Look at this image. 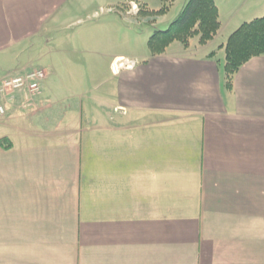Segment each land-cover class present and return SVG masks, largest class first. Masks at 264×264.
<instances>
[{"label":"crops","instance_id":"1","mask_svg":"<svg viewBox=\"0 0 264 264\" xmlns=\"http://www.w3.org/2000/svg\"><path fill=\"white\" fill-rule=\"evenodd\" d=\"M138 1L98 9L125 22L135 12L121 5ZM215 1L212 41L120 55L110 76L72 71L91 63L76 57L61 71L52 49L0 56V78L46 72L40 93L15 92L0 118V264H264V55L228 88L225 48L210 55L230 36ZM96 2L0 0V51L48 47Z\"/></svg>","mask_w":264,"mask_h":264},{"label":"rangeland","instance_id":"2","mask_svg":"<svg viewBox=\"0 0 264 264\" xmlns=\"http://www.w3.org/2000/svg\"><path fill=\"white\" fill-rule=\"evenodd\" d=\"M103 1L104 0H98L99 3H93L91 8L87 7L83 12L72 16V18L68 22L60 26L58 32H56L55 30L52 31L50 35L53 41L49 44L48 47H38L33 49L24 46L26 48H15L14 50L13 48H11L8 52L0 51V56L7 53H10L11 56H13L14 52L18 51L16 52L18 57L17 60L25 61L28 59L29 54L39 56L41 54L44 55L45 53L54 50V56L56 55V57H59L60 61L66 60L69 67L70 63L67 58L70 57H76L81 61H91V63H85V65H83V63L79 64L77 62H73L71 64L73 69L71 68V70L74 72L77 71L84 73L85 71H88L90 69L98 73H104L106 76H110L115 69H118L119 62L121 60H124L118 59V56L124 55V58L139 59L142 56L148 54L150 55L151 52L148 46L149 38L152 36L156 29H167L170 24H168L166 21L170 22L175 20V18L178 17L183 11L184 6L188 0H174L170 4L171 8L169 7L168 11L160 16H147L142 14L140 12L141 5L147 6V4L144 3V0L134 2L132 4L125 3L121 5L122 7L120 6V9L124 10L128 8L133 9L135 12V14H133L132 11L130 15H123V17H127L125 22H123L122 19H119L117 21L115 12L109 11L107 10V8L105 9V11L103 9H98L100 8V3ZM161 1L162 0H151L152 7H160L161 3L163 4V2ZM218 2L222 8V18L224 22V29L222 30V32L224 35H229L230 33V36L231 32H235L243 23L248 22L252 19V16L249 15H251V13L255 9L259 8L260 11H263L262 9L264 8V0H218ZM256 2H259L258 6L254 5ZM260 4L262 5L260 6ZM128 6H130L131 8H129ZM148 8L152 9L150 7ZM95 10H97V12ZM234 13L238 15L236 21L233 20V17H236L232 15ZM246 13L247 15H245ZM164 15H166V17ZM238 19L240 20L237 21ZM219 21L220 23L222 22L220 19V13ZM240 21L242 22L236 27L235 25H237V23H239ZM69 23H71V26L69 28L72 32L71 39L69 40V43H71V45L64 44L69 33L67 30L62 29L63 26H67L69 25ZM227 23H231L229 29H227ZM122 25H124L125 27L133 26L135 29H137V31H139L135 33L140 36L128 33L126 29H123ZM154 25H156L157 27L154 28ZM232 25L233 28H231ZM149 29H151L150 34H148V36H145L146 31ZM219 32H221V27L213 36V38L205 43L200 42V35L191 37L189 43L192 39H195L193 41L195 44L199 43L202 45H206L207 43L212 41ZM74 42L75 44H73ZM224 45L225 44H222L217 49H214V51H212L210 55H216V51H218V49L225 48ZM50 46H52V48H50ZM224 55L226 58V50H224ZM7 64L9 65L10 61H7ZM68 66L66 64H63V62L61 61V64L58 68L59 70L66 72L67 68H69ZM30 102L32 103L33 100H30L29 103Z\"/></svg>","mask_w":264,"mask_h":264},{"label":"trees","instance_id":"3","mask_svg":"<svg viewBox=\"0 0 264 264\" xmlns=\"http://www.w3.org/2000/svg\"><path fill=\"white\" fill-rule=\"evenodd\" d=\"M174 0H162L158 10L141 5L140 12L147 16L165 14ZM219 9L215 0H188L183 11L173 20L167 29H156L148 40L151 54H159L175 41L189 44L191 37L200 35V42L205 43L220 29ZM225 79L228 88L233 87L234 75L255 56L264 55V15L243 23L231 34L224 45ZM214 55V54H211Z\"/></svg>","mask_w":264,"mask_h":264},{"label":"built area","instance_id":"4","mask_svg":"<svg viewBox=\"0 0 264 264\" xmlns=\"http://www.w3.org/2000/svg\"><path fill=\"white\" fill-rule=\"evenodd\" d=\"M45 77L44 70L32 69L0 78V118L7 114V100L11 95L17 91H24L27 96H36L40 93Z\"/></svg>","mask_w":264,"mask_h":264}]
</instances>
